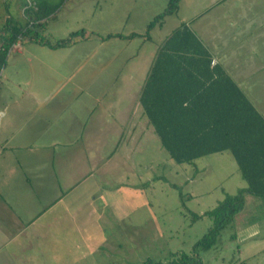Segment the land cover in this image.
<instances>
[{
    "label": "rangeland",
    "instance_id": "374dc122",
    "mask_svg": "<svg viewBox=\"0 0 264 264\" xmlns=\"http://www.w3.org/2000/svg\"><path fill=\"white\" fill-rule=\"evenodd\" d=\"M23 1L0 0V24L5 4L9 16L20 18ZM212 1L184 0L178 14L166 16L149 32L150 44L147 26L169 0H62L55 19L39 30L31 28L29 34H38L50 45L71 37L69 46L51 48L25 37L10 49L0 69V110L24 115L57 103L63 108L58 127L70 131L29 132L43 127L39 122L5 139L23 147L20 156L39 159L41 151H48L56 162L67 160L65 175L70 179L60 207L70 206L71 213H65L55 229L43 230L45 238L34 239L23 253L9 246L17 264H169L176 255L191 254L207 232L211 220L204 214L226 195L246 187L229 152L198 159L195 166L176 164L161 147L138 101L159 49L155 46L180 26L182 17L206 12ZM228 1L235 4L230 13L240 15L239 26L257 38L255 24L264 19V0ZM225 21L221 18L220 25ZM22 89L34 91L45 102L21 98ZM75 121L87 125L86 140L84 134L72 132ZM52 138L56 146L41 149ZM113 154L101 167V160L104 165ZM193 214L200 218L193 221ZM198 257L201 264H264V198L247 195L244 208L216 245L198 251Z\"/></svg>",
    "mask_w": 264,
    "mask_h": 264
},
{
    "label": "trees",
    "instance_id": "16d2710c",
    "mask_svg": "<svg viewBox=\"0 0 264 264\" xmlns=\"http://www.w3.org/2000/svg\"><path fill=\"white\" fill-rule=\"evenodd\" d=\"M30 2L34 6H28L25 0L22 3L24 24L19 17L9 16V7L4 6L6 15L0 24V69L13 45L25 37L51 48L71 44V37L50 45L39 40L38 34H29L31 28L43 27V20L60 8L62 0ZM180 3L181 0H169L164 11L148 24L146 39H150L149 32L161 26L166 16L178 12ZM212 62L207 48L182 24L158 49L138 96L142 114L161 147L176 164L195 166L198 159L229 152L246 183L237 194L226 195L204 214L211 220L207 232L193 245L191 254L176 255L169 264H201L198 251H207L216 245L220 233L244 208L246 196L264 198V117L224 68ZM199 218L197 214L192 215L193 221Z\"/></svg>",
    "mask_w": 264,
    "mask_h": 264
},
{
    "label": "crops",
    "instance_id": "0c3cea01",
    "mask_svg": "<svg viewBox=\"0 0 264 264\" xmlns=\"http://www.w3.org/2000/svg\"><path fill=\"white\" fill-rule=\"evenodd\" d=\"M183 1L180 3L178 12L181 10ZM25 2L28 6H34V3L28 4L26 0ZM210 3L206 7L208 9H205L206 12H196L189 17H182L180 26L185 24L194 32L212 55L213 61L224 68L264 117V31H262L264 30V19L256 20L255 30L259 32V36L254 38L251 32H246L239 26L240 15L230 13V11L233 12L232 5L235 6L232 1L213 0ZM58 10L43 20L45 22L43 27L49 20L55 19ZM211 13L213 14L209 16ZM23 15L24 9L21 10L20 18H23ZM221 18L226 19V25H220ZM248 21L251 22L252 19H248ZM236 25L239 27L232 30ZM167 37L155 47L160 48ZM150 38L151 44L153 40L152 37ZM25 83L29 85L28 81ZM22 92L24 96L22 95L21 98L23 97L25 100L32 98L40 105L46 100L30 89H22ZM54 105L43 111H26L27 114L24 115L13 114L11 116L5 110H0V264H17L16 252L23 253L22 249L36 238L40 241L44 239L43 230L55 229L56 225H60L62 218L65 220V213H71L70 206L60 207L61 200L65 198V191L66 193L70 191V179L65 175L67 160L62 159L56 162V157L48 151H41L42 157L32 160L30 157L20 156V149L23 147L19 143L12 146L5 140H9L17 132L21 133L24 127L28 132L30 128L36 126L35 123L39 122L43 127L32 128L29 132L39 131V133L49 134L70 132L68 129L64 130L58 127L63 117V108L57 103ZM22 116L26 118L25 122ZM48 119L52 120L51 124ZM75 123L76 127L73 126L75 129H71L72 132L79 133V136L81 133L84 134L83 139L86 140L87 125H81L78 121ZM50 125L52 127H49ZM93 130L97 132L95 126ZM7 135L9 138H6ZM91 138L94 140V137ZM65 140L63 139V141ZM49 141H52V145L48 144ZM57 143L58 141L53 138L47 139L41 149L47 150L56 146ZM113 156L114 154L109 155V159L104 165L101 160L100 166L111 162ZM33 161L34 163H32ZM56 164L59 173L55 179ZM49 197L50 202H46L45 199ZM42 199L45 202H42ZM9 246H14L16 252L13 251V248L9 252ZM26 261L30 263L32 259L28 258Z\"/></svg>",
    "mask_w": 264,
    "mask_h": 264
},
{
    "label": "built area",
    "instance_id": "2783aa9c",
    "mask_svg": "<svg viewBox=\"0 0 264 264\" xmlns=\"http://www.w3.org/2000/svg\"><path fill=\"white\" fill-rule=\"evenodd\" d=\"M212 64H215V62L213 61Z\"/></svg>",
    "mask_w": 264,
    "mask_h": 264
}]
</instances>
